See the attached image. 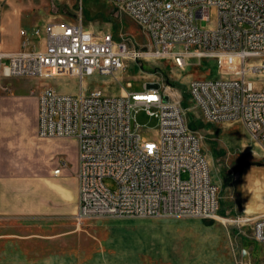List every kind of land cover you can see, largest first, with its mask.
I'll return each instance as SVG.
<instances>
[{"label": "built area", "instance_id": "2783aa9c", "mask_svg": "<svg viewBox=\"0 0 264 264\" xmlns=\"http://www.w3.org/2000/svg\"><path fill=\"white\" fill-rule=\"evenodd\" d=\"M149 40L146 49L115 39L82 22L51 20L20 30V47L0 52V79L21 76L79 80V93L45 86L37 95V137L75 139L78 145L76 218L195 217L218 215L219 190L199 137L188 129L180 103L159 89L106 95L85 79L114 76L131 61L187 56L214 58L235 77L195 79L191 101L209 122L239 120L264 153V0H111ZM235 69H232L234 63ZM128 86L131 83H127ZM2 91L0 85V119ZM145 111L159 119L152 139L132 129V115ZM60 160L53 174L60 175ZM112 179L116 189L104 180ZM222 220H230L223 219ZM249 222L264 248V215Z\"/></svg>", "mask_w": 264, "mask_h": 264}, {"label": "rangeland", "instance_id": "374dc122", "mask_svg": "<svg viewBox=\"0 0 264 264\" xmlns=\"http://www.w3.org/2000/svg\"><path fill=\"white\" fill-rule=\"evenodd\" d=\"M45 16L82 22L100 35L127 38L141 49L149 45L141 28L111 0H45ZM227 70L214 58L187 56L183 67L172 58H141L114 76L88 77L84 83L85 90L91 87L106 95H120L122 89L142 92L146 85L159 89L165 100L180 103L188 129L199 137L208 156L219 190L216 218L13 216L0 220V264H264V248L253 237L251 223L222 221L264 215L263 150L239 120L206 121L188 94L192 80L236 76ZM0 85L10 90L2 91V99L7 96L13 104L8 123L19 137L24 120L22 130L29 132L30 145L40 140L35 131L37 94L47 85L62 93H79V80L71 76L1 78ZM14 91L28 98L15 97ZM158 126L159 119L145 111L132 115L131 127L141 132V138L152 139ZM47 140L67 145L69 151L76 145L75 139ZM36 150L39 154L41 147ZM13 162L23 176L39 172L37 155L19 145ZM104 183L116 189L112 179Z\"/></svg>", "mask_w": 264, "mask_h": 264}, {"label": "crops", "instance_id": "0c3cea01", "mask_svg": "<svg viewBox=\"0 0 264 264\" xmlns=\"http://www.w3.org/2000/svg\"><path fill=\"white\" fill-rule=\"evenodd\" d=\"M51 20L45 16V0H0V52H15L19 49L22 28L30 29ZM122 90L125 92L126 89ZM13 93L15 97L28 98L16 91ZM35 106L36 131L37 102ZM12 108L11 100L4 96L0 119V220L6 221L13 216L52 219L76 216L79 188L76 140V145L70 151L67 145H54L47 139L32 141L30 145L29 132L22 130L26 122L23 120L19 137L8 123L7 115ZM18 145L26 153L31 150L32 154L37 155L40 164L37 174L23 176L21 168L14 166L13 157ZM36 147H41L39 154ZM60 160H64L66 166L56 176L53 169Z\"/></svg>", "mask_w": 264, "mask_h": 264}, {"label": "bare ground", "instance_id": "6f19581e", "mask_svg": "<svg viewBox=\"0 0 264 264\" xmlns=\"http://www.w3.org/2000/svg\"><path fill=\"white\" fill-rule=\"evenodd\" d=\"M148 88V87H147ZM123 92L122 93H124V90H122ZM223 222H227V220H222ZM230 221H232V220H228V222H230Z\"/></svg>", "mask_w": 264, "mask_h": 264}]
</instances>
